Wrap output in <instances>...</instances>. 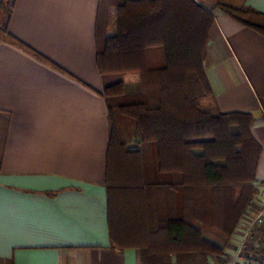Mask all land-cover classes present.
<instances>
[{
	"label": "crops",
	"instance_id": "0c3cea01",
	"mask_svg": "<svg viewBox=\"0 0 264 264\" xmlns=\"http://www.w3.org/2000/svg\"><path fill=\"white\" fill-rule=\"evenodd\" d=\"M9 1L8 31L40 56L0 31V264H140L138 248L110 246L107 223L108 110L96 48L103 34L116 33V8L110 0ZM196 1L264 12V0ZM204 67L216 111L256 117L251 131L262 146L261 189L264 36L215 12ZM237 231L228 239L205 236L224 247L227 262L209 255L197 263L229 264Z\"/></svg>",
	"mask_w": 264,
	"mask_h": 264
},
{
	"label": "trees",
	"instance_id": "16d2710c",
	"mask_svg": "<svg viewBox=\"0 0 264 264\" xmlns=\"http://www.w3.org/2000/svg\"><path fill=\"white\" fill-rule=\"evenodd\" d=\"M109 6L116 8V33L100 37L96 65L108 110L110 246L138 248L140 264H198L209 255L225 263L224 247L202 229L228 239L242 222L259 192L262 146L251 131L252 113L216 111L204 58L215 12L262 36L264 12L196 0H110ZM12 7L0 3L6 14L0 31L40 56L8 31ZM125 73L137 74L138 91L125 93ZM123 118L133 121L134 147L124 141Z\"/></svg>",
	"mask_w": 264,
	"mask_h": 264
},
{
	"label": "built area",
	"instance_id": "2783aa9c",
	"mask_svg": "<svg viewBox=\"0 0 264 264\" xmlns=\"http://www.w3.org/2000/svg\"><path fill=\"white\" fill-rule=\"evenodd\" d=\"M237 229L239 239L229 264H264V186L249 201Z\"/></svg>",
	"mask_w": 264,
	"mask_h": 264
},
{
	"label": "rangeland",
	"instance_id": "374dc122",
	"mask_svg": "<svg viewBox=\"0 0 264 264\" xmlns=\"http://www.w3.org/2000/svg\"><path fill=\"white\" fill-rule=\"evenodd\" d=\"M9 2L12 3V1H9ZM4 3H5V0H4ZM114 25H115V20H114ZM121 78L124 81V91H125V93L130 94V93H134V92L138 91L139 82H138L137 74L125 73V74H123L121 76ZM122 122H123V137H124V141L127 140L126 142H127V146L128 147H133L132 146L133 145L132 142H134V139H136L135 128H134V125H133V121L130 120V119H127V118H123ZM2 138H3V135L0 134V144L2 143ZM1 147H2V145H0V151H1ZM202 230H203L205 236H209V234H212V233L214 234V236H217V237H221L222 236L218 231H216L213 228H203ZM222 237H224V236H222ZM224 239H225V237H224Z\"/></svg>",
	"mask_w": 264,
	"mask_h": 264
}]
</instances>
